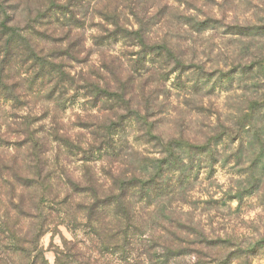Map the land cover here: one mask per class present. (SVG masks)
<instances>
[{"label":"rangeland","instance_id":"rangeland-1","mask_svg":"<svg viewBox=\"0 0 264 264\" xmlns=\"http://www.w3.org/2000/svg\"><path fill=\"white\" fill-rule=\"evenodd\" d=\"M134 3L137 6L138 0ZM149 3L154 7L144 18L151 43L168 42L182 67L169 72L170 67H159L155 56L143 59L140 49L120 42L105 49V60L122 58L124 66L133 72L140 68V74L147 77L145 88H155L149 99L151 119L162 138L191 143L217 136L219 140L211 143L212 154L206 160L202 157L201 162H195L191 174L170 176L165 196H153L150 202L133 201L137 223L145 225L144 243L171 242L177 249L195 250L202 254V264H264V0ZM97 22L95 19L94 24ZM82 32L86 38L85 53L80 57L83 62H72L68 67L77 78L102 65L101 49L90 41L95 29ZM137 59L141 64L135 66ZM38 100L21 108L0 103V136L6 139L0 147V160L7 166L24 140L16 124L25 115L39 119L36 127H55L87 146L89 133L81 124L94 109L81 93L75 99L64 98L63 105L56 108L43 98ZM252 100L256 102L252 121L241 127L239 118L250 114ZM48 140L45 156L56 176L64 170L85 186L93 176L106 191L112 189L114 178L132 169L130 154L159 158L158 148L140 137L133 122L125 125L117 139L121 151L113 162L97 155L85 162L81 152L70 155L52 137ZM91 225L78 210L68 212L67 217L53 212L38 243L47 263L54 264L59 253H66L72 264L75 260L79 264H124L122 254L100 247ZM30 229L26 226L23 233ZM199 233L217 244H187L199 242ZM139 247V240L133 239L127 248L131 264H145L138 256ZM191 256L185 253L183 264L198 262L193 253Z\"/></svg>","mask_w":264,"mask_h":264},{"label":"trees","instance_id":"trees-1","mask_svg":"<svg viewBox=\"0 0 264 264\" xmlns=\"http://www.w3.org/2000/svg\"><path fill=\"white\" fill-rule=\"evenodd\" d=\"M134 1L0 0V103L10 102L21 108L43 98L56 108L63 105L64 98L75 99L81 93L88 107L94 109L81 124L89 133L87 146L55 127H36L39 119L31 115L22 116L16 124L24 137L19 152L10 158L8 166L0 160V264H48L38 247L44 226L53 212H63L67 217L73 210L93 224L100 247L122 254L124 264H131L127 248L133 239L140 242L138 256L145 264H183L185 253L197 257V263L189 264H202V254L195 250L183 251L171 242L144 243L145 225L137 223L133 201L150 202L153 196H165L170 176L191 174L195 162L212 154L211 143L219 138L202 143L162 138L151 119L149 99L155 88H145L147 77L140 74V68L133 72L124 66L122 58L110 56L105 60V49L120 42L140 49L143 59L155 56L159 67H170L169 72L182 67L168 42L151 43L144 13L154 6L149 0H138L137 6ZM91 28L96 34L90 36V41L100 47L102 65L77 78L68 67L72 62H83L80 57L85 53L86 38L82 30ZM134 63L140 65V59ZM255 103L250 101V114L239 118L238 125L251 123ZM129 122L134 123L147 144L158 148L159 158L130 154L132 169L114 178L111 190L106 191L93 176L87 180L92 186H85L64 170L56 176L53 168H48L45 147L49 137L63 152H81L85 162L94 155L113 162L121 151L117 139ZM5 143L0 136V147ZM26 226L31 228L29 233H23ZM196 235L200 236L199 242L187 244H217L203 233ZM68 257L59 253L54 264H72L66 260Z\"/></svg>","mask_w":264,"mask_h":264}]
</instances>
